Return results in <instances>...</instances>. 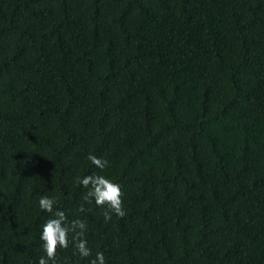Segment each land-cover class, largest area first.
<instances>
[{"label": "trees", "instance_id": "obj_1", "mask_svg": "<svg viewBox=\"0 0 264 264\" xmlns=\"http://www.w3.org/2000/svg\"><path fill=\"white\" fill-rule=\"evenodd\" d=\"M44 196L88 226L56 264H264V0H0V264L46 255Z\"/></svg>", "mask_w": 264, "mask_h": 264}, {"label": "clouds", "instance_id": "obj_2", "mask_svg": "<svg viewBox=\"0 0 264 264\" xmlns=\"http://www.w3.org/2000/svg\"><path fill=\"white\" fill-rule=\"evenodd\" d=\"M87 159L100 169L108 165V161L92 154H89ZM78 183L87 189L83 197L86 203L90 204L94 199L98 207L105 208L103 216L106 223L112 219V213L120 218L126 215L122 199L124 193L118 183L97 174L78 179ZM39 207L42 211L51 214V218L42 226L40 239L46 255L40 257L38 264H56L59 250L67 249L70 244H74L81 257L87 258L92 255L87 240L83 238L88 227L84 220L69 221L66 213L56 207V200L48 196L39 199ZM85 211L86 209L81 205L80 212ZM90 264H106L104 254L97 252Z\"/></svg>", "mask_w": 264, "mask_h": 264}]
</instances>
